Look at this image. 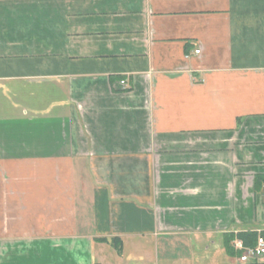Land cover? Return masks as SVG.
<instances>
[{"label": "crops", "instance_id": "crops-1", "mask_svg": "<svg viewBox=\"0 0 264 264\" xmlns=\"http://www.w3.org/2000/svg\"><path fill=\"white\" fill-rule=\"evenodd\" d=\"M263 178L264 0H0L3 205L73 212L0 264H264Z\"/></svg>", "mask_w": 264, "mask_h": 264}, {"label": "rangeland", "instance_id": "rangeland-1", "mask_svg": "<svg viewBox=\"0 0 264 264\" xmlns=\"http://www.w3.org/2000/svg\"><path fill=\"white\" fill-rule=\"evenodd\" d=\"M36 167L37 166L35 164H28L26 166L17 165L11 168L15 169L14 171L33 172L36 169ZM60 170H63V168H61ZM17 175L19 174L17 173ZM2 181L0 179V183ZM14 182L16 185L22 184L21 179H15ZM58 185L60 189V193H59L60 195L61 193L67 194L68 190L70 191V180L69 181L65 179L58 180ZM0 191H1V185H0ZM60 197L61 196H59V199ZM66 198H67L66 196L63 197V200H60L58 204L52 202L56 204L55 206L54 205L51 206L50 199L44 198L42 202H39V205L42 206L41 207V206H37L36 204L29 205V202L38 203V201L33 202L34 200L31 199L28 200L29 202H25V204L28 205L24 204L23 206L21 203L24 202L20 200L23 198L17 197L12 202L10 201V207L12 209L11 210L9 209L8 211L9 207L3 205L4 204L3 197L0 196V242L2 243V241L6 239L5 236L7 235L13 236L14 239L18 237H30V238L38 237V236L41 237L40 234H42V229L39 226L36 227V223L39 224V221L47 224L49 223L53 225L57 224L56 226L59 225V227L63 229L64 232H66L67 229L70 230L72 228L73 212H72V208H69L68 200H65ZM24 207L27 208V210H24ZM29 207L31 208V210H29ZM41 208H43V210ZM22 209L23 212H20V210ZM52 228H55V229H50L53 230L52 232L55 233V235H57L56 234L57 232L59 233V235L61 234V230L58 227H52ZM4 245H5L4 243L1 244L2 247L0 249L1 252L4 249H6V246Z\"/></svg>", "mask_w": 264, "mask_h": 264}, {"label": "built area", "instance_id": "built-area-1", "mask_svg": "<svg viewBox=\"0 0 264 264\" xmlns=\"http://www.w3.org/2000/svg\"><path fill=\"white\" fill-rule=\"evenodd\" d=\"M194 53L198 54L199 51L196 50ZM120 84L124 87L125 81H120ZM261 189L264 191V183ZM231 247L235 253L239 254L240 263H256L264 258V238L262 236H257L254 246L246 247L240 239H236L231 243Z\"/></svg>", "mask_w": 264, "mask_h": 264}, {"label": "trees", "instance_id": "trees-1", "mask_svg": "<svg viewBox=\"0 0 264 264\" xmlns=\"http://www.w3.org/2000/svg\"><path fill=\"white\" fill-rule=\"evenodd\" d=\"M261 182V183H260ZM262 183H264V178L258 180L259 187H261ZM237 237L243 242L246 247H251L255 245L257 236L255 233H238ZM105 242H109L112 247L120 253L121 251V242L117 238H112L110 240L102 239ZM233 240V236H225L224 237V247L229 254H233V249L231 248V241Z\"/></svg>", "mask_w": 264, "mask_h": 264}]
</instances>
